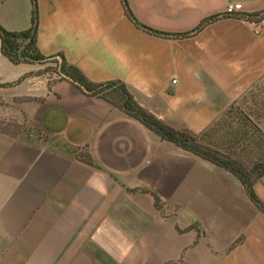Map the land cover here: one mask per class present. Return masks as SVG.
Here are the masks:
<instances>
[{"label": "crops", "instance_id": "crops-1", "mask_svg": "<svg viewBox=\"0 0 264 264\" xmlns=\"http://www.w3.org/2000/svg\"><path fill=\"white\" fill-rule=\"evenodd\" d=\"M36 3L43 55L62 53L92 82L123 81L176 129L200 133L264 78V28L242 18L167 39L135 27L121 0ZM235 3L264 11V0H128L169 33ZM31 11V0H0V25L25 30ZM40 67L0 50V119L42 136L0 132V264H264V214L233 174L69 81L27 75ZM65 144L85 146L99 168ZM254 190L264 202V175Z\"/></svg>", "mask_w": 264, "mask_h": 264}, {"label": "trees", "instance_id": "trees-1", "mask_svg": "<svg viewBox=\"0 0 264 264\" xmlns=\"http://www.w3.org/2000/svg\"><path fill=\"white\" fill-rule=\"evenodd\" d=\"M32 1L31 22L29 28L21 31H8L0 25V50L13 64H38L41 68L27 75L47 76L54 73L56 79L76 85L87 94L102 98L127 116L139 121L161 140L168 141L203 160L221 167L233 174L243 185L249 199L264 214V202L254 190V184L264 175V130L256 120L264 119V88L254 92L258 82L241 97L247 102L241 105L235 100L230 106L202 132L193 133L188 129H176L153 113L143 108L128 90L126 84L113 79L104 82H92L75 65L69 63L62 53L43 55L37 46L38 9L36 0ZM127 19L143 32L167 39H180L196 34L206 25L223 17H237L256 21L261 13L227 15L215 14L204 18L195 29L185 33H169L157 30L140 22L129 7L128 0H121ZM49 78V77H48ZM0 119V132L11 134ZM264 125V120H263ZM11 126L17 131L11 135L27 131L17 122ZM39 133V132H38ZM83 162L99 166L94 162L86 147L64 145ZM155 205L160 208L155 197Z\"/></svg>", "mask_w": 264, "mask_h": 264}, {"label": "rangeland", "instance_id": "rangeland-1", "mask_svg": "<svg viewBox=\"0 0 264 264\" xmlns=\"http://www.w3.org/2000/svg\"><path fill=\"white\" fill-rule=\"evenodd\" d=\"M40 68H44V67H40ZM48 77L50 78V79H56V75L54 74V73H49V75H48ZM259 88H264V80H262V81H260L257 85H256V88L254 89V92L255 91H257ZM241 98V99H240ZM238 99H240L239 100V102H240V104L241 105H244L246 102H247V100H246V98H244V97H239ZM3 120V119H2ZM263 120L264 119H258V120H256V122L259 124V125H261V127L263 128L262 130H264V125H263ZM12 122H16V121H14L13 119H4V122H3V125H1V126H5V127H8V131L11 133V134H13L12 132H15V131H17V129L16 128H13L12 126H11V123ZM18 123V122H17ZM18 124H20L21 125V127H23L24 129H25V131H27V135L29 134V133H34V134H38V136L39 137H42V136H40V134L38 133V130L35 128V126H28V125H26L25 123H18ZM202 132V131H201ZM10 134V135H11ZM20 136H23V137H26V134L24 133V132H21V133H18ZM44 137V139L46 138V136H43ZM46 140H49V141H52L51 139H48V138H46ZM52 142H55V140L54 141H52Z\"/></svg>", "mask_w": 264, "mask_h": 264}, {"label": "built area", "instance_id": "built-area-1", "mask_svg": "<svg viewBox=\"0 0 264 264\" xmlns=\"http://www.w3.org/2000/svg\"><path fill=\"white\" fill-rule=\"evenodd\" d=\"M241 9H242V6L240 3L227 4V6L225 8V14L231 15V16L237 15V14H239ZM244 20H247V19H244ZM248 21L252 22V24L255 26V28L257 30L263 29L264 28V11L261 12V14L258 16V19L256 21H252V20H248ZM173 82H175V81H173Z\"/></svg>", "mask_w": 264, "mask_h": 264}, {"label": "water", "instance_id": "water-1", "mask_svg": "<svg viewBox=\"0 0 264 264\" xmlns=\"http://www.w3.org/2000/svg\"><path fill=\"white\" fill-rule=\"evenodd\" d=\"M33 135V134H32Z\"/></svg>", "mask_w": 264, "mask_h": 264}]
</instances>
